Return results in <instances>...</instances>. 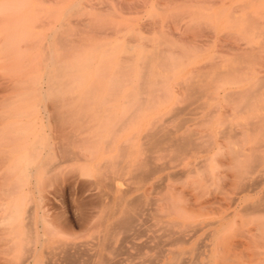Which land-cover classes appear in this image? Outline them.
Listing matches in <instances>:
<instances>
[{"label": "rangeland", "instance_id": "1", "mask_svg": "<svg viewBox=\"0 0 264 264\" xmlns=\"http://www.w3.org/2000/svg\"><path fill=\"white\" fill-rule=\"evenodd\" d=\"M257 2L256 0H0V143H2L1 146H3L1 148L6 149V151L0 149L2 150V152H0V206L2 205L1 207L3 209L2 212L0 207V220L4 218V213L9 211L8 208L5 210L4 208H11L13 204L18 202L19 204H22L23 201H25L23 204H27L26 202L38 204L39 200L37 198L42 195L45 198L43 201H46L47 206L50 209L51 219L54 218L52 219L54 222H59L61 220H63V222L69 221L72 225L71 233L75 239L77 237L76 241L90 239V234L97 231V222L100 219L104 209L103 205L107 204V202L109 204L110 202V198L106 199L107 197H110V191L108 187H105V183L101 185L94 184V181L97 177L96 171H102V168L105 172L107 169L109 171L108 165L111 162L110 160L116 156L118 152L117 146L127 143V139L128 141L130 140V143L128 142V145L126 144L129 150L132 151L133 148V150L138 149L139 145L142 143V140L134 141L131 136L135 134L137 129L142 136L146 129L152 124V122L161 116V119H159L162 121V125L166 127L165 129L168 131L171 130L172 133L175 132L174 134H176V136H180L182 132L183 134H188L187 130H189V134L191 133L192 139L195 141L196 139H194V136L196 135L195 138H197V140L195 142L199 143L197 147L192 148V150L190 149L191 151L189 150L187 152L188 149H186L180 154L177 152L175 154L173 153L172 155V152L168 151V153L167 151H164L163 153L162 150L159 152L160 149L157 151L159 153H157L156 150V154L153 152L155 156L150 153V156H152L151 160L156 159L152 160V162H154V164H152H156V166L161 164L160 167L158 166L161 170H159V172L156 174L158 178L155 175L153 181L150 182L151 184L155 183L154 185L156 186L158 185L159 187H157L159 189H156L155 192L152 189L154 192L152 193L151 188H153V184L151 186L148 185L146 194L150 195L149 197L152 198V200H155V207L158 209V214L164 217H162L161 221L159 222H156L150 217L145 219L147 223L144 222L143 228L146 230V236L141 238L139 242L143 243V241H145L147 243L149 242V239L147 240V238L150 237L149 244L152 246L149 247L146 245V248H144L142 251L143 253H146L148 258L151 256L149 258L150 260L151 258H156L153 260L154 262L150 261L152 263L148 264H164V258L160 255H158V257L155 255V252L160 253V251H163L164 254L165 249L170 248L167 245V241L171 242L172 240H165V232L163 233L161 229L162 225H166L162 221H166L167 219L177 224L172 228L173 231L176 230L174 232L176 236L174 235L173 237L174 242H172L170 249L175 251L180 249L179 251H183L182 259L185 258L183 259V262L185 261L184 264H264V210H262L264 209L262 208V206L264 207V203L262 206H259V210L257 209L258 211L254 209L255 207H252L253 203L258 200L261 201V198L264 195V178L262 177L264 176V169L261 166H258L260 163H255V169L253 167L252 169H249V173L245 172L248 174L245 177L247 183H245V179H239L240 177L238 175L240 172H242L240 171L238 173V171L243 169V166L247 160L248 162L246 164L249 165L246 167L252 164L251 160L254 153L251 149H253L254 145L257 143L256 141L259 135L257 132L261 130L257 127L258 122L255 118L260 116L258 115L259 113L263 114L262 112L264 111V85L263 87L261 86L262 88L259 90L258 86L256 87L255 84V78H262L264 76V31H260L264 30L262 29L264 27V0H259ZM249 24L255 28H252ZM258 24H260L258 26L260 30L256 28ZM255 34L260 37L255 36ZM254 36L258 39H256ZM261 36L263 37L262 40H260ZM167 39L169 41L171 40L170 48L169 45L166 46V42L168 41ZM159 40H162L160 41L161 43H166L165 45L163 43L161 44L160 48L162 51L158 48L159 46L157 47ZM59 41L60 43H58ZM259 41L262 42V46L260 45L261 43H259ZM149 43L150 45H148ZM146 44L148 47H151L148 48ZM127 45H129V47ZM125 46H127V49L132 48L131 50L126 49L128 52L131 51L132 54L129 53L128 55V53L125 52ZM142 46L144 48L143 52ZM162 53H164V56L161 55ZM123 54L126 55L128 61H126V57ZM140 54L141 56L143 54L144 57H139ZM150 54H152L151 56L154 54L158 58L152 57L150 60L148 58V55ZM255 54L258 56L256 57ZM140 58H145L143 59L144 62L141 61L144 64L146 59H149L150 62H148L149 60L147 61L149 65H147V63L146 65L141 63V65L140 61L138 60ZM240 58H243V60H240ZM153 59L158 60L156 62L153 61ZM255 60L257 62L259 60L258 64L261 70L258 65H256L257 63L253 62ZM128 62L130 64H126ZM155 62L157 63L156 65H159V62L160 65H162L157 67ZM164 62L167 66L163 64ZM241 63L242 65H240ZM151 64L155 65L152 67H155L154 70L156 69V72L152 70L150 66ZM176 64L178 65L176 66ZM211 64L214 65L216 70H218L221 74H223L224 70L227 71L230 69V67L236 68V65L239 67H237L236 70H228L229 74H227L228 72H225L223 76L219 74L220 78L217 76V80L216 78H213L215 76L213 74L215 73V69L213 66L211 68L209 67ZM126 65H128V68L124 67ZM143 65L148 67L150 66V69L149 71H146V74L142 72L143 70H146L145 68L142 69V67H144ZM206 65L208 69L205 68ZM162 66H165V70ZM117 67H119L120 70H117L120 71L118 73H121L122 77H120L121 75L119 74L117 76L114 75V70ZM139 67L142 71H140V69L137 70ZM203 67L205 70H201ZM254 68L258 69L255 70ZM57 69H61V71L64 72L67 71L65 78H68L67 76L72 75L74 72L76 73L77 70L78 72L81 70L86 77V80L90 79L88 80V82H90L89 84H92L93 81L97 80L95 83L98 82L97 86H100V95H96H98L99 98H103L108 93H113L112 97H116L115 100H117L116 103L118 104L116 107L117 118H119L125 111V108L123 107L127 108L126 105L120 104L124 98L122 96H124L128 90L130 91L133 86L140 82V80L144 78L145 75H147V72L148 77L152 74L156 77L154 78L155 80L153 82L150 80L152 84V86L149 84L151 92H147L146 89L149 88V86H147L145 89L147 93H141V96L147 101L143 102L145 105L141 103L144 106H141L142 108L140 107V109L133 114L131 120L134 119V126L132 121H130L132 126L128 124L129 128H127V125L123 129L124 131L122 130L119 132L117 135L118 137L115 136L116 138L114 137L115 139L113 138L110 141L111 143L109 142L108 144L104 141L106 139L104 133L96 137L92 135L94 128L83 133L78 129H71L68 123L76 124L79 117V110H81L75 101L68 102L70 105H65L64 103L66 102L61 103V105L58 104V106L65 105V113L67 112L69 115L66 117L69 119V122L64 124L67 127H65L66 131L63 130L62 132L59 130L64 127V125H62L63 127L61 125H58L57 127V124H60V122H54L56 124L55 126L53 123L55 119L54 115L57 113L56 111H60L59 114L62 113V109L53 106L52 99L55 96L49 92V88L52 84V72ZM98 69L103 71L99 74L101 70ZM222 69L224 70L221 71ZM117 70H115L116 73ZM161 70H163V73L160 72ZM192 70L195 73L194 79H192V75H194ZM198 70H200V72H198ZM201 71H208L210 73H208V76H206L207 74H201ZM230 71L235 72H233L232 75ZM126 73L128 75L130 74V77L127 78ZM142 74H144V76ZM199 74L202 75V78L199 77ZM97 75H99V78ZM225 76L229 78H225ZM115 77H117V80L120 79L122 81L125 78L124 80H126V82L129 80V84L121 81L123 84L122 86L120 85L121 83L118 84L117 81L116 84L118 87L116 85L114 86L113 83L115 84V82L112 83L111 78L114 79ZM195 77L197 78L195 79ZM198 77L203 80L207 77V80L204 82H198L200 80H198ZM146 79L147 77L145 76L144 80ZM157 79L159 81H157ZM191 80H194L195 83L197 82V84L199 83L200 85H197L200 88L196 89L197 91L199 90V93L195 92V94L192 92L194 96L191 95V92L187 91L186 87V85L194 83ZM110 83L116 87L117 90L115 92L113 91L114 88L110 86ZM208 83H211V86H209ZM72 85L73 84H69V86ZM201 86L203 89L208 88L206 86H209L210 89H212V91L208 89L211 94L209 93L210 95L205 96V92L203 91L208 92V90L201 89ZM212 86L214 87L211 88ZM111 87L113 89H111ZM246 88H249V90H246ZM109 89H111L113 92L108 91ZM228 92L232 93L229 95ZM119 93L121 96L120 98ZM151 93L152 96H155L152 97ZM226 93H228L229 96H227ZM243 93L244 96L242 97ZM257 93L260 94H258V97L256 96L255 98ZM35 94H37L36 98H34ZM146 94H148V96ZM250 94H252L251 96L253 97V100L256 99L255 101L259 102H251L249 100ZM24 95H26V97H24ZM27 95H30V97L33 96L32 99H29V96ZM72 95L79 96V94ZM81 95L84 94H80V96ZM85 95L92 96L95 94ZM192 96L199 101L195 100ZM209 96H211L212 99H209ZM225 96H227L226 99L224 98ZM246 96H249L247 97V101L249 100L250 102H246L245 104ZM154 97H156V100H153ZM229 97H231L230 100ZM150 98H152L151 102L149 100ZM200 98H202L201 100L203 101L202 103H204V105L206 102H208V100L210 101L208 102V105L206 104L207 107L205 106V109L201 108L203 106H201V104L199 105L200 107H195L198 105L197 102H201ZM190 99L195 100L196 103H192L193 101H190ZM211 100L216 102L214 103ZM154 101L156 102L153 104ZM159 102L162 107H160L158 104ZM184 102L187 104V110L180 111V109L178 110V113L179 111L181 113H187L189 109L192 110L194 107L195 110L189 112L191 115L184 113L181 115L179 113L181 119L184 117L186 120L182 119L183 123H180L182 124L181 126L183 128L177 125L178 128L182 129H178L179 131H177L175 130L176 128L174 125L178 123L179 118H175L176 120H171L170 118H172L173 114L171 117L169 116L171 115V112H175L173 111L175 107L178 108L182 106V103L184 105ZM248 103H250V105ZM148 105H152V108L150 107V109H148ZM146 106L147 108L145 109H147V112L143 108ZM200 108L201 110H198ZM209 109H212L213 113L209 112ZM207 111L210 113V115ZM254 112H256V115H258L257 117L254 116ZM8 114L12 115V121H10V116V120L6 118ZM18 114L22 115V117L19 115L20 119L18 118ZM73 114H75V116ZM13 115L17 116L14 117ZM176 115H178L177 112L173 117H176ZM251 115H253V117ZM166 116L169 117L168 121H165ZM262 116H264V114ZM247 117H249L248 119L250 120V122L248 120L249 124L247 122ZM72 119L75 122H73ZM200 119H202V121ZM254 119L255 122L252 121ZM260 119L261 120L259 121L263 122L264 118L261 117ZM170 120L173 122H170ZM167 122L172 123L173 127L169 123V125H167ZM244 122H247L246 124L250 127L245 126ZM2 123L5 124V127L7 125L8 128H5L4 125L2 127ZM261 124L264 123L260 122L259 125ZM32 125L35 127H32ZM244 127L247 128L245 129ZM254 127L258 128L257 131ZM261 127H264V125ZM253 129L256 131V134H258L257 137L255 136L256 134ZM126 130L128 132H126ZM184 130H186V133ZM246 130L249 133H247ZM68 132L74 135L71 136L72 139L69 141L65 140L67 135H69ZM230 132H233L232 134L235 136L232 134L229 135ZM41 133L42 135H40ZM10 135L13 136L11 137ZM249 135L252 138H250ZM263 135L264 132L260 136L261 138L259 137L260 140L263 138ZM7 136L9 139H7ZM26 136L27 139H25ZM56 137H60V142L62 144H66H63L64 147H61H69V150L74 151L78 156H64V158H66L64 162V158L62 159L63 154L61 153L63 148L60 151L58 143L59 140ZM84 137L88 138L83 139ZM254 137H256V139L253 141L252 139ZM204 139H208L209 141H205ZM250 144L252 145L250 146ZM203 145H205L204 148L202 147ZM112 146H114V150L112 149L113 151L111 150V148H113ZM198 147H202L203 149H200V151L198 150ZM257 147L258 146L254 147V152H256ZM17 149L22 151H17ZM109 149L112 151L111 153L109 152ZM248 149H250V151ZM260 149L261 150L258 149L260 151L259 153L262 151L264 153V147ZM10 150L11 152L13 151L11 154L12 156L9 155L10 153H7L8 151L10 152ZM33 150L36 152H33ZM243 150L249 151L247 153L248 157L245 154H240L243 152L246 153ZM15 151L17 154H15ZM44 151L46 155L44 154ZM235 151H238V154L236 153L237 155H235ZM24 152L29 153L27 155V153L25 154ZM30 152H32V154ZM259 153V160L261 159L260 162L262 160L264 161V154ZM42 154H44V156ZM167 155L169 157H167ZM240 155L242 157H239ZM76 156L79 158V160ZM153 156H157V158H154ZM13 157L18 158L14 159ZM20 157L22 158L21 168V164L18 163ZM243 157L248 159L243 161ZM164 158H166V161H164ZM162 163L166 164L165 167L168 168H164ZM17 164L20 165L17 167ZM24 164L26 165L25 168L23 167ZM262 165H264V162ZM257 166L259 168L261 167L260 169L263 170L261 171ZM14 168L16 170L15 173ZM17 168L19 170H17ZM33 168L36 169L34 170ZM55 170L59 172V176L53 180V172ZM246 170H248V168ZM18 171L21 173L19 172V174ZM9 172L11 176L8 178V175H10ZM31 172L32 174H30ZM179 172H183V174H180ZM17 174H19L21 177L19 178V175ZM26 174V184H24L22 179L26 177ZM102 174L104 175V172H102ZM31 175L33 178H30ZM171 175L173 176L171 177ZM253 175L255 178H258H253ZM250 177L255 179L254 184ZM126 178L128 179V177L125 176L122 180H116L115 183L119 185L121 190L123 187L125 189L126 186L127 188L130 186L129 189H133V187L136 186L135 182L131 181V183L134 182L135 186L130 185V179L127 180ZM248 178L249 180L251 179V185L248 184ZM33 179L38 183H36ZM161 179H163V181ZM15 180L17 181L15 182ZM256 180H258L260 183L262 180L263 183L260 185L258 183L256 185L258 182ZM242 181L244 182V185L240 183ZM4 182L6 186H4ZM99 186H102V188L100 189ZM240 186L242 188H240ZM244 186L245 188H248V191L247 189H243ZM250 188L251 191L249 190ZM8 189L12 191L9 192L10 195L7 192V195L9 196H6L5 192L8 191ZM16 189L17 193L15 194ZM33 189H36L34 190V194ZM28 191L32 192L31 199H29L30 202L25 198ZM18 193L20 196L22 195L21 198L18 197ZM108 193L109 195H107ZM101 195L104 196V202L102 198L99 200V197H103ZM100 201H102L101 203L103 204H101ZM98 203H100L101 206ZM96 205H99L101 208H96ZM250 205L253 209H250ZM54 210L55 215L53 214ZM168 210H170V212H167ZM56 211L60 213L58 214ZM92 215H95V217ZM88 218L91 220H88ZM150 224H155L154 227H151V230L148 228ZM78 225H81V228ZM158 226H160L161 230L159 229L160 231H157L156 233L158 236L160 235V240L158 241L163 240L162 243L157 242V239H155L157 234L154 232L156 229L158 230ZM4 227L5 225H1L0 223V230ZM181 228L183 233H181L179 230ZM188 231L192 232L188 234ZM193 231H197L195 232L196 234ZM162 233L163 235H161ZM178 233H181L182 237H184V240L182 237L180 238L182 239V242L177 241V236H179ZM193 234H195L194 237L192 236ZM162 237L164 239H162ZM187 238H189V240ZM192 240L194 241L195 245L192 243ZM184 241L186 244H189L186 245ZM154 243H161L159 245L161 247L158 246L160 249L154 248L156 246ZM1 244L2 243H0V245ZM163 245L164 247L162 248ZM1 246L4 247L3 245ZM152 249L154 250L152 251ZM201 251H203V253ZM131 253L134 254L135 250H131ZM158 260L159 263L157 262Z\"/></svg>", "mask_w": 264, "mask_h": 264}, {"label": "bare ground", "instance_id": "2", "mask_svg": "<svg viewBox=\"0 0 264 264\" xmlns=\"http://www.w3.org/2000/svg\"><path fill=\"white\" fill-rule=\"evenodd\" d=\"M257 1H259V0H256V2ZM258 3V2H257ZM255 20H257V19H255ZM256 22V21H255ZM255 24V23H254ZM250 26H251V24H249ZM260 24H258L257 25V27L256 28H258V26H259ZM263 26V25H262ZM252 27V26H251ZM252 28H255V27H252ZM259 29V28H258ZM262 29H264V27L262 28ZM253 30V29H252ZM256 30V29H255ZM260 30V29H259ZM260 31H264V30H260ZM264 33V32H263ZM257 34H258V32H257ZM259 35V34H258ZM258 35H256L255 34V36H258ZM254 36V37H255ZM252 37V36H251ZM258 37H260V36H258ZM256 38V37H255ZM256 39H258V38H256ZM263 39V37L261 36V39L260 40H262ZM163 40H165V39H163ZM168 40V39H167ZM255 40V39H254ZM160 41H162V40H159L158 41V45H157V47L161 50V48H160V46H161V44L163 43H161ZM166 41V40H165ZM169 41V40H168ZM166 42L167 43V45L166 46H168L169 45V48L171 47V45H170V42H171V40L169 41V42ZM257 41V40H256ZM73 42H75V41H73ZM129 42V41H128ZM157 42V41H156ZM159 42H160V44H159ZM58 43H60V41L58 42ZM166 43H163L164 45L166 44ZM259 43H261L260 45L262 46V42H260L259 41ZM128 44V43H127ZM148 45H150V43L148 44ZM152 45V44H151ZM128 47H129V45H127ZM127 46H125V50L127 49L126 47ZM146 46H147V44H146ZM134 47V46H133ZM140 47H141V45H140ZM145 47V46H144ZM148 47V46H147ZM151 47V46H150ZM150 47H148V48H150ZM154 47H155V44H154ZM156 47V48H157ZM142 48H143V46H142ZM147 48V49H148ZM153 48V47H152ZM157 48V49H158ZM257 48V47H256ZM255 48V49H256ZM128 49H132V48H128ZM127 49V50H128ZM156 49V50H157ZM258 49V48H257ZM125 51V52H127L128 53V55H129V53L130 54H132V52L131 51ZM146 50V49H145ZM140 51H141V49H140ZM144 51V48L142 49V52ZM162 51V50H161ZM166 51V50H165ZM154 52V51H153ZM261 52V51H260ZM161 53V52H160ZM126 54V53H125ZM155 54H156V52H155ZM175 54V53H174ZM173 54V55H174ZM124 55V54H123ZM127 55V54H126ZM126 55H124L125 57H126ZM127 55V56H128ZM152 54H150V55H148V58L151 60L152 59V57H154V58H156L157 56H155L154 54H153V56H151ZM161 55H163L164 56V53H162ZM141 56V54L139 55V57ZM151 56V57H150ZM177 56V55H176ZM175 56V57H176ZM253 56V55H252ZM255 56L257 57L258 55H256L255 54ZM124 57V58H125ZM132 57V56H131ZM142 57H144L143 56V54H142V56H141V58ZM147 57V56H146ZM161 57V56H160ZM178 57V56H177ZM255 57V58H256ZM121 58V57H120ZM123 58V59H124ZM138 59L139 61H140V64L142 63V62H144L143 61V59H145V58H143V59ZM158 58V57H157ZM161 58H163V57H161ZM254 58V59H255ZM126 59V61H128V59H127V57L125 58ZM149 59H146V62H145V64L144 63H142V64H144V65H146V63H147V65H149V63L148 62H150V60ZM237 59V58H236ZM118 60H120V59H118ZM132 60V59H131ZM149 60V61H148ZM158 60V59H157ZM157 60H154L153 59V61H156L157 62ZM161 60V59H160ZM164 60V59H163ZM240 60H243V58L241 59L240 58ZM253 60V59H252ZM142 61V62H141ZM148 61V62H147ZM246 61V60H245ZM244 61V62H245ZM155 62V65L157 64ZM212 62V61H211ZM218 62H219V60H218ZM243 62V61H242ZM249 62H250V60H249ZM253 62H256L255 64L256 65H258V67H259V64H258V62H259V60H258V62L255 60V61H253ZM154 63V62H153ZM162 63V62H161ZM180 63V62H179ZM121 64V63H120ZM126 64H130L129 62L128 63H126ZM141 64V65H142ZM159 65H160V62L158 63ZM164 65H166L165 64V62L163 63ZM207 64V63H206ZM219 64H220V62H219ZM219 64H217L218 66H220ZM101 65V64H100ZM118 65V64H117ZM143 65V66H144ZM155 65H150L151 66V68H152V70H154V68L155 67H152V66H155ZM159 65H156L157 67L159 66ZM162 65V64H161ZM160 65V66H161ZM178 64H176V66H177ZM229 65H231V64H229ZM237 65H238V63H237ZM236 65V68L237 67H239V66H237ZM240 65H242V63L240 64ZM264 65V64H263ZM262 65V66H263ZM114 66V65H113ZM112 66V67H113ZM150 66L148 67V66H144V67H142V69L143 68H145L146 70L144 71H142L141 70V68L139 67L137 70H139L140 69V71H142L144 74H146V71H149V69H150ZM159 66V67H160ZM167 66V65H166ZM214 67V65H212L211 64V66H209L210 68L211 67ZM216 66V65H215ZM227 66V65H226ZM261 66V67H262ZM115 67V66H114ZM119 67H121V66H119ZM119 67H117V68H115V70H117V69H119ZM124 67H126V68H128V65H126V66H124ZM163 67V66H162ZM229 67V66H228ZM147 68H148V70H147ZM165 68V66L163 67V69ZM205 68H207V65H206V67ZM220 68V67H219ZM236 68H231L230 67V69H235L236 70ZM260 68V67H259ZM166 69H167V67H166ZM208 69V68H207ZM214 69L216 70V67H214ZM228 69V68H227ZM230 69H228V70H230ZM239 69V68H238ZM242 69V68H241ZM255 70H257L258 68H254ZM70 70V69H69ZM98 70H101V69H98ZM114 70V75L115 76H117L118 74L119 75H121L120 77H122V74L121 73H118V72H120L119 70H117V73H116V71ZM131 70V69H130ZM165 70V69H164ZM201 70H205L204 69V67L201 69ZM214 70V72L215 73H213L215 76L213 77V78H216L217 80H218V77L217 76H219V74H221L218 70H216L215 71ZM224 69H222L221 71H223ZM228 70L226 71V70H224V72H223V74H221V76H223L224 75V73L225 72H228ZM260 70H261V68H260ZM103 70H101L100 72H99V74L102 72ZM123 71H125V70H123ZM129 71V70H128ZM140 71H139V73H140ZM158 71H159V69H158ZM163 70H161L160 72H162ZM77 72H78V70H77ZM72 73V75H68L67 77L68 78H65L66 76V73H67V71L66 72H64V71H61V69H57V70H55V71H53L52 72V75H53V77H52V79H51V82H52V84L50 85V90H49V92L50 93H52L55 97L52 99L53 100V106L54 107H56V108H60V109H62L61 111H62V113H60L59 114V112L58 111H56V112H54V113H56L54 116H55V119L54 118H52V119H54V121H53V123L54 122H60V124L58 123L57 124V127H58V125H64V124H66V123H68L69 122V119H67L66 117L67 116H69L68 114H67V112L65 113V110L64 109H66V107L64 108V106L67 104V105H70L68 102H72V101H75L76 103H77V106L79 107V108H81V110H79V114H78V119H77V123L76 124H69L68 123V125L71 127V129L72 130H75V129H78L79 131H81L82 133L83 132H87V130H90V129H92V128H94V130H93V132H92V135L94 136V137H96V136H98V135H100V134H102V133H104L105 134V142H107L108 144H109V142L115 137V136H117L118 134H119V132H121L128 124H130V121H132V123H133V120L134 119H132L131 120V118L133 117V114L134 113H136L139 109H140V107L141 106H144L145 105V103H143V102H145V101H147V100H144V97H142L141 96V93L143 92V93H147L148 91H150L151 90V88H150V86H152V84H151V81L153 82L155 79V77L156 76H154L153 74L152 75H149V77L147 76L148 75V72H147V75H145L146 77H147V79L146 80H144L145 79V76H144V74H142L143 76H144V78H142L141 80H140V82H138L135 86H133V88L129 91H127V90H125V91H127V93L124 95V96H122V97H124L123 98V100H122V102H120V104H123V105H126L127 106V108L126 107H123V108H125V111L123 112V114L119 117V118H117V116H116V107H117V103H116V101L117 100H115L116 99V97L115 98H113L112 97V94H110V93H108V94H106V96H104L103 98H99V96L98 95H96V94H99V90H100V86H97L98 85V82H96L95 83V81H97V80H95V81H93V83L92 84H89L90 82H88V80H90V79H88V80H86V77L84 76V74H83V72L80 70L78 73ZM141 72V73H142ZM154 72H156V69L154 70ZM170 72V71H169ZM198 72H200V70H198ZM231 73H232V75H233V72H235V71H230ZM264 72V71H263ZM159 73V72H158ZM163 73V72H162ZM192 73L194 74V75H192L193 76V78L192 79H194V76H195V73L193 72V70H192ZM202 73H205V74H207L206 76H208V73H210V72H208V71H201V74ZM236 73H237V71H236ZM127 74V73H126ZM150 74H151V72H150ZM227 74H229V72L227 73ZM256 74V73H255ZM63 75V76H62ZM130 75V74H129ZM128 74H127V78L128 77H130ZM140 75V74H139ZM159 75H160V73H159ZM197 75V74H196ZM200 75V74H199ZM226 75V74H225ZM232 75H230V76H232ZM95 76V75H94ZM98 76V78H99V75H97ZM101 76V75H100ZM150 76H151V78H150ZM228 76V75H227ZM236 76V75H235ZM102 77V76H101ZM199 77H201L202 78V75H200ZM198 77V80L200 79ZM205 77V76H204ZM233 77V76H232ZM254 77V76H253ZM93 78V77H92ZM126 78V79H127ZM139 78V77H138ZM153 78V79H152ZM197 77H195V79H196ZM207 78V77H206ZM206 78H204V80L203 79H200L198 82H204L205 80H207ZM212 78V79H213ZM219 78H220V76H219ZM225 78H229V77H226L225 76ZM263 78V79H262ZM262 78H255V84H256V87L258 86V89L259 90H261V88L263 87V85H264V76L262 77ZM94 79V78H93ZM112 80H111V82L113 83V82H115V84L113 83V85L115 86H117L118 87V85L116 84V82L118 81V84H120V85H122L123 86V84H122V82H126V80H124L123 78V81L122 80H117V77H115L114 79L116 80H114L113 78H111ZM131 79V78H130ZM109 80V79H108ZM149 80V81H148ZM151 80V81H150ZM188 80V79H187ZM215 80V79H214ZM91 81H92V79H91ZM99 81V80H98ZM120 81V82H119ZM122 81V82H121ZM129 81V80H128ZM126 82V83H128L129 84V82ZM136 81V80H135ZM157 81H159L158 79H157ZM192 82H194V83H192V84H190V85H186V87H187V91L188 92H191V95H193V93H199V90L197 91L196 89H198V88H200V87H198L197 85H199V83L197 84V82L195 83V81L194 80H191ZM220 81V80H219ZM100 82V81H99ZM209 82V81H208ZM211 82H213V81H211ZM218 82V81H217ZM104 83V82H103ZM109 83V82H108ZM107 83V84H108ZM214 83V82H213ZM216 83V82H215ZM68 84V85H67ZM69 84H73L72 86H69ZM149 84H150V86H149ZM154 84V83H153ZM104 85V84H103ZM111 83H110V86H112L111 87V89H113V91L115 92L117 89H116V87H114ZM208 85L209 86H211V83L209 84L208 83ZM214 85H217V84H214ZM109 86V87H110ZM147 86H149V88L148 89H146V87ZM200 86V85H199ZM204 86V85H203ZM209 86H206V87H208V88H205L206 90H208V89H210V87ZM253 86H254V84H253ZM262 86V87H261ZM205 87V86H204ZM214 86H212L211 88H213ZM250 87V86H249ZM260 87V88H259ZM107 88V87H106ZM111 89H109L108 91H112ZM130 89V88H129ZM147 90V92H146V90ZM186 89V88H185ZM201 89H203L202 88V86H201ZM205 89H203V90H205ZM85 90V91H84ZM107 90V89H106ZM119 90V89H118ZM153 90V89H152ZM155 90V89H154ZM211 91H212V89H210ZM246 90H249V88H246ZM255 90V89H254ZM258 90V91H259ZM84 91V92H83ZM112 91V92H113ZM123 91V90H122ZM156 91V90H155ZM185 91V90H184ZM187 91H186V93H187ZM215 91V90H214ZM251 91V90H250ZM253 91V90H252ZM255 91H257V90H255ZM254 91V92H255ZM83 92V93H82ZM107 92V91H106ZM151 92V91H150ZM154 92V91H153ZM193 92V93H192ZM203 92H205V96H208V95H210L211 94V92H209V90H208V92L207 91H203ZM207 92V93H206ZM219 92V91H218ZM217 92V93H218ZM185 93V94H186ZM195 93V94H196ZM201 93V92H200ZM210 93V94H209ZM229 93V92H228ZM228 93H226L227 94V96H229L230 95V93H232V92H230L229 93V95H228ZM249 93V92H248ZM56 94V95H55ZM58 94V95H57ZM67 94H71V95H67ZM72 94H79V96H74V95H72ZM80 94H84V95H81L80 96ZM85 94H95V95H92V96H89V95H85ZM115 94V93H114ZM116 94H118V93H116ZM202 94V95H203ZM254 94V93H253ZM256 94V93H255ZM258 94H260V93H257V95H255V98H256V96L258 97ZM36 95L37 94H35L34 95V98H36ZM100 95V94H99ZM147 96H148V94H146ZM190 95V96H191ZM233 95V94H232ZM249 95V94H248ZM252 94H250V97H251V99H250V97L249 96H246V100H245V104H246V102H254L255 100H253L252 98V96H251ZM13 96H15V95H13ZM27 96H29V99H32V97L33 96H31L30 97V95H27ZM43 96V95H42ZM118 96V95H117ZM151 96H152V93H151ZM153 96H155V95H153ZM152 96V97H153ZM159 96V95H158ZM186 96V95H185ZM188 96H189V94H188ZM187 96V97H188ZM194 96V95H193ZM192 96V97H193ZM195 96H200V95H195ZM212 96V95H211ZM211 96H209V99L211 98L212 99V97ZM223 96V95H222ZM227 96H225L224 98L226 99V97ZM244 96V93H243V95H242V97ZM24 97H26V95H24ZM44 97V96H43ZM43 97H42V99H43ZM121 96H120V93H119V98H120ZM191 97V98H192ZM202 97V96H201ZM215 97H217V96H215ZM232 97V96H231ZM231 97H229V100H230V98ZM247 97H249V100L247 101ZM10 98V97H9ZM45 98V97H44ZM118 98V97H117ZM148 98V97H147ZM156 97H154L153 98V100H156L155 99ZM160 98V97H159ZM166 98V97H165ZM190 98V97H189ZM194 98V97H193ZM204 98V97H203ZM208 98V97H207ZM239 98V97H238ZM245 98V97H244ZM20 99H21V97H20ZM25 99H27V98H25ZM41 99V100H42ZM151 99L152 98H150L149 100H150V102H151ZM195 99V98H194ZM198 99H199V97H198ZM202 98H200V100H201ZM228 99V98H227ZM160 100V99H159ZM163 100V99H162ZM189 100V99H188ZM193 101L192 103H196V101L195 100H197V99H195V100H193V99H190V101ZM208 100V99H207ZM206 100V101H207ZM215 100V99H214ZM234 100H235V97H234ZM233 100V101H234ZM236 100H238V99H236ZM253 100V101H252ZM44 101H45V99H44ZM197 101H199V100H197ZM211 101H213V100H211ZM64 102H66V103H64ZM156 101H154L153 102V104L155 103ZM203 101L201 100V102H197V106H195L194 104H192V105H194L195 107H200L199 105L201 104V108L203 109H205V106L207 107V105H208V102H210L209 100H208V102H206V104L204 105V103H202ZM214 102V101H213ZM216 102V101H215ZM214 102V103H215ZM238 102V101H237ZM259 101H255L254 103H258ZM41 103V102H40ZM61 103H64L65 105L63 106H58V104H60L61 105ZM144 104V105H142V104ZM167 103V102H166ZM191 103V102H190ZM244 103V102H243ZM3 104V103H2ZM148 104V103H147ZM159 105H160V102L158 103ZM249 105H250V103H248ZM253 104V103H252ZM251 104V105H252ZM5 105V104H4ZM6 105H7V103H6ZM5 105V106H6ZM37 105V104H36ZM48 105V104H47ZM74 105V104H73ZM131 105V106H130ZM210 105V104H209ZM211 105H213V104H211ZM215 105V104H214ZM264 105V104H263ZM130 106V107H129ZM164 106V105H163ZM188 106H190V105H188ZM240 106V105H239ZM238 106V107H239ZM244 106H247V105H244ZM35 107V106H34ZM63 107V108H62ZM148 109H150V107L152 108V105H148ZM155 107H157V106H155ZM160 107H162L161 105H160ZM181 107H184V108H181ZM195 107H194V109H192V110H195ZM249 107V106H248ZM254 107V106H253ZM256 107H258V106H256ZM142 108V107H141ZM144 109L145 108H147V106L146 107H143ZM201 108L200 109H198V110H201ZM209 108V107H208ZM211 108V107H210ZM217 108V107H216ZM219 108V107H218ZM246 108V107H245ZM40 109H42V108H40ZM59 109V110H60ZM68 109V108H67ZM177 111H176V110ZM175 109L173 110V111H175L174 113L173 112H171V115L169 116V117H171L172 116V114H173V116H174V114H176V112H177V114L178 115H176V117H173L172 116V118H170L171 120H173V119H177V118H179L178 120L180 121H178V123L177 124H175L174 126H175V130H177V131H179L178 129H180V130H182L181 128H183L181 125L182 124H180L181 122H182V119L183 120H186V118H182L181 119V116L179 115V113L182 115V113H184V112H180V111H184V110H187V104L184 102V105H183V103H182V106H180V107H178V108H176L175 107ZM181 109V110H180ZM212 109H213V107H212ZM212 109L209 111V112H211V113H213V111H212ZM240 109V108H239ZM264 109V108H263ZM38 110V109H37ZM43 110V109H42ZM72 110V109H71ZM146 110V112H147V109H145ZM178 110H180L179 111V113H178ZM190 110V111H189ZM188 110V112L187 113H184V114H190L189 112H191L192 110L191 109H189ZM241 110H243V109H241ZM39 111V110H38ZM64 111V112H63ZM68 111H69V109H68ZM142 111H143V109H142ZM154 111V110H153ZM207 111V112H208ZM24 112V111H23ZM42 112H44V111H42ZM41 112V113H42ZM46 112H47V110H46ZM45 112V113H46ZM151 112V111H150ZM208 112V113H209ZM11 113V112H10ZM25 113V112H24ZM28 113V112H27ZM141 113H143V112H141ZM198 113V112H197ZM256 112H254V114H255ZM263 114H264V111L262 112ZM16 114V113H15ZM44 114V113H43ZM183 114V115H184ZM253 114V113H252ZM263 114H261V113H259L258 115H260L262 118H264V116H262ZM19 115L22 117V115L21 114H18V118L20 119V117H19ZM24 115V114H23ZM26 115V114H25ZM70 115H71V113H70ZM74 116H75V114H73ZM148 115V114H147ZM191 115V114H190ZM209 115H210V113H209ZM249 115V114H248ZM258 115H254V116H258ZM12 116V115H7V117L6 118H10V117ZM14 116V115H13ZM17 116V115H16ZM16 116H14V117H16ZM30 116H32V115H30ZM168 116H166L165 117V121H168ZM178 116V117H177ZM180 116V117H179ZM205 116V115H204ZM252 117H253V115H251ZM260 116H258L257 118H255L256 119V121L258 122L257 123V127L258 128H260L259 130V132H257V133H259V135L261 134H263V132H264V127H261V126H263L264 124H261V125H259L260 124V122L261 123H264V119H263V122L262 121H259V120H261L260 118ZM37 117H39V116H37ZM46 117V116H45ZM135 117V116H134ZM139 117H140V115H139ZM138 117V118H139ZM251 117V118H252ZM260 117V118H259ZM17 118V119H18ZM43 118H44V116H43ZM71 118V117H70ZM160 119H161V116L159 117ZM159 118H156L153 122H152V124L146 129V131H145V133L141 136V134H140V132H139V130L137 129L136 130V132H135V134L133 135V136H131L133 139H134V141H141L142 140V143L139 145V148L138 149H136V150H133L132 149V151L131 150H129V148L126 146V144L129 142L130 143V140L128 141V139H127V143H124V144H122V145H118L117 146V150H118V152H117V154H116V156H114L110 161V164L108 165L109 166V171H108V169H107V174H106V172L105 171H103L104 169L102 168V171H96L97 173H96V175H97V177H96V180L94 181V184H96V185H101V184H103V183H105V187H108V189H109V191H110V195H109V193L107 194V195H109L110 197H105L106 199H108V198H110L109 199V204H108V202H107V204H104L103 206V211H102V214H101V217H100V219L98 220V222H97V231H95V232H92L91 234H90V239H88V240H77L76 241V239H77V237H76V239H75V237H73V235H72V233H71V229H72V225H71V223L69 222V221H67V222H63V220H61V221H59V222H54L52 219H54V218H52L51 219V215H50V209L48 208V206H47V203H46V201H43V199L45 200V198H44V196H40L39 198H37L39 201H38V204H31V203H28V202H26L27 204H23V203H25V201H23V203L22 204H19V202L18 203H15V204H13L12 205V207L11 208H9V207H6V208H4V210L5 209H9V211L8 212H5L4 213V218H2L1 220H0V223H1V225L3 224V225H5V227L3 228V229H1L0 230V243H2L1 245H3L4 247H2L1 245V249H0V264H148V263H152V262H154L153 260H155V259H152L151 258V260L146 256V253H143V251L142 250H144V248H146V245H148L149 247H151L152 245H150L149 244V242H150V237L149 238H147V240L149 241V242H145V241H143V243L142 242H139L140 240H141V238H143L144 236H146L145 234H146V230H144V222L145 223H147L146 221H145V219L147 218L148 219V217H150V218H152V219H154L156 222H159V221H161V219H162V217H164V216H160L159 214H158V209L155 207V200H152V198H150L149 196L150 195H147L146 194V189H147V186L148 185H152L150 182L151 181H153V179H154V176L159 172V170H161L159 167H160V165H157L156 166V164L155 165H153L154 164V162H152V160H156V159H152L151 160V157L152 156H150V153L151 154H153V152L156 154V152L159 150V152H161V150L163 151V153H164V151H169V152H172V155H173V153L175 154V153H177V152H179L178 154H180L183 150L185 151L186 149H188L187 150V152L191 149L192 150V148H195V147H197V145H198V143H196L195 141L197 140V138H195V136H194V139H196L195 141L192 139V136H191V133L189 134V130H187V132H188V134H183V132H182V134H180V136H176V134H174V133H172V131L170 130V131H168L167 129H165L166 127H164L163 125H162V121L159 119ZM206 118H207V113H206ZM249 117H247V122H248V119ZM11 119V120H10ZM9 120L10 121H12V117L10 118ZM42 119V118H41ZM167 119V120H166ZM175 119V120H176ZM181 119V120H180ZM189 119V118H188ZM191 119H193V118H191ZM196 119V118H195ZM255 119L254 120H252V121H254L255 122ZM4 120H6V119H4ZM3 120V121H4ZM73 120V119H72ZM79 120V121H78ZM170 120V122H173V121H171ZM201 121H202V119H200ZM199 120V121H200ZM23 121V120H22ZM30 121V120H29ZM34 121V120H33ZM45 122V121H44ZM61 122H62V124H61ZM71 122V121H70ZM73 122H75L74 120H73ZM136 122H139V121H136ZM164 122V121H163ZM187 122V121H186ZM246 122V123H247ZM249 122H250V120H249ZM249 122H248V124H249ZM5 123V122H4ZM23 123V122H22ZM169 122H167V125H169V124H171L172 125V123H169ZM183 123V122H182ZM245 123V122H244ZM245 123V126H249V125H247ZM55 124V123H54ZM3 125H4V127H5V124H3L2 123V127H3ZM170 125V126H171ZM177 125H179V127L181 126V128H178L177 127ZM251 125V124H250ZM10 126V125H9ZM55 126H56V124H55ZM130 126H132L131 124H130ZM133 126H134V123H133ZM169 126V127H170ZM184 126V125H183ZM241 126H244V125H241ZM260 126V127H259ZM1 127V128H2ZM6 127L8 128V126L6 125ZM5 127V128H6ZM11 127V126H10ZM32 127H35V126H33L32 125ZM38 127V126H37ZM63 127V126H62ZM66 125H64V129L63 128H61V129H59L60 131H62L63 132V130H65L66 131ZM172 127H173V125H172ZM246 127V128H247ZM250 127V126H249ZM41 128V127H40ZM127 128H129V125H128V127ZM245 128V127H244ZM244 128H243V130H244ZM245 128V129H246ZM252 128V127H251ZM255 129H256V131H257V129L258 128H256V127H254ZM262 128H263V131H262ZM230 129V128H229ZM1 130V129H0ZM8 130V129H7ZM48 130V129H47ZM254 130V129H253ZM252 130V131H253ZM2 131H4V130H2ZM27 131V130H26ZM30 131V130H29ZM56 131V130H55ZM124 131V130H123ZM174 131V130H173ZM186 130H184V132H185ZM256 131L254 130V132H255V134H256ZM28 132V131H27ZM35 132V131H34ZM47 132V131H46ZM126 132H128L127 130H126ZM228 132H229V130H228ZM246 132H247V130H246ZM261 132V133H260ZM9 133H11V132H9ZM8 133V134H9ZM49 133V132H48ZM56 133V132H55ZM69 133V135H67V137H66V139L65 140H71L72 139V137L71 136H74L72 133H70V132H68ZM81 133V134H82ZM186 133V132H185ZM193 133V132H192ZM224 133H225V131H224ZM227 133V132H226ZM233 132H230V134L229 135H231ZM247 133H249V132H247ZM246 133V134H247ZM13 134V133H12ZM20 134V133H19ZM18 134V135H19ZM58 134V133H57ZM66 134H67V132H66ZM86 134H88V133H86ZM195 134V133H194ZM254 134V133H253ZM254 134V135H255ZM14 135V134H13ZM12 135V136H13ZM25 135V134H24ZM29 135H31V134H29ZM40 135H42V133L40 134ZM50 135H51V132H50ZM49 135V136H50ZM83 135V134H82ZM121 135H122V133H121ZM228 135V136H229ZM233 135V134H232ZM257 135L258 134H256L255 136L257 137ZM258 135V139H257V143L254 145V147L255 146H258L257 147V149H256V152H254V150L253 149H255L253 146V149H251L252 150V152L254 153V155L252 156L253 158H252V160H251V163L252 164H250V166H248V167H246L247 165H249V164H246L247 162H248V160L246 161V165L244 164V166H243V169L241 170H239L238 171V173L240 172V171H242V172H240L238 175H239V179H245V177L248 175L247 173H249V169H252L253 167H254V169H255V163H257L258 162V166H261L263 169H264V165H262L263 164V162L261 163L260 162V160H259V156L260 155H258V153L260 152L259 150H261L260 148H262V147H264V135H263V138L260 140V136ZM11 136V135H10ZM11 136V137H12ZM33 136V135H32ZM59 136V135H58ZM84 136V135H83ZM204 136V135H203ZM233 136H235V135H233ZM248 136V135H247ZM10 137V138H11ZM25 137V136H24ZM118 137V136H117ZM206 137V136H205ZM204 137V138H205ZM230 137V136H229ZM249 137L250 138H252L250 135H249ZM256 137H254L252 140L254 141V139H256ZM260 137V138H259ZM35 138V137H34ZM39 138V137H38ZM58 140L60 139V137L58 138V137H56ZM88 138V137H87ZM87 138H83V139H87ZM116 138V137H115ZM114 138V139H115ZM7 139H9L8 138V136H7ZM25 139H27V136H26V138ZM29 139H31V138H29ZM99 139V138H98ZM103 139V138H102ZM129 139H131V138H129ZM200 139V138H199ZM32 140H33V138H32ZM91 140V139H90ZM96 140V139H95ZM205 141H209L208 139L206 140V139H204ZM204 140H202V141H204ZM3 141V140H2ZM1 141V142H2ZM6 141V140H5ZM14 142H16L15 140H13ZM38 141V140H37ZM74 141H76V140H74ZM85 141V140H84ZM200 141V140H199ZM252 141V142H253ZM21 142V141H20ZM25 142V141H24ZM52 142V141H51ZM63 142V141H62ZM104 142V143H105ZM116 142V141H115ZM126 142V141H125ZM251 142V143H252ZM7 143V142H6ZM50 143V142H49ZM59 149H60V151L62 150V148L64 147V145L63 144H65V143H61L60 142V140H59ZM61 143V144H60ZM94 143V142H93ZM111 143V142H110ZM128 143V144H129ZM209 144H211L210 142H208ZM254 143V142H253ZM1 144L2 143H0V149H3V148H1V147H3V146H1ZM33 144H34V142H33ZM41 144V143H40ZM53 144H54V142H53ZM127 144V145H128ZM202 144V143H201ZM259 144V145H258ZM7 145H8V143H7ZM66 145V144H65ZM252 144H250V146H251ZM61 146H63V147H61ZM68 146V145H67ZM107 146V145H106ZM134 146V145H133ZM5 147V146H4ZM15 147V146H14ZM13 147V148H14ZM29 147V146H28ZM27 147V148H28ZM36 147V146H35ZM38 147V146H37ZM40 147V146H39ZM113 148H111V150L113 149L114 150V146H112ZM203 148L205 147V145H203L202 146ZM202 147H198L199 149L198 150H202L203 148ZM260 147V148H259ZM6 148V147H5ZM21 148H22V146H21ZM26 148V149H27ZM41 148V147H40ZM49 148H50V146H49ZM100 148V147H99ZM109 148H110V146H109ZM130 148H131V146H130ZM249 148H251V147H249ZM35 149V148H34ZM70 148L69 147H66V148H63V150H62V154H63V156H62V154H61V156H62V159L64 158V156H70V155H77L74 151H72V150H69ZM74 149V148H73ZM101 149V148H100ZM206 149V148H205ZM259 149V150H258ZM4 151H6V149H3ZM28 150V149H27ZM36 150V149H35ZM75 150V149H74ZM102 150V149H101ZM110 149H109V152L111 153L112 151H111ZM155 150H156V152H155ZM190 150V151H191ZM194 150H196V149H194ZM193 150V151H194ZM200 150V151H201ZM249 151H250V149H248ZM17 151H22V150H18L17 149ZM37 151V150H36ZM36 151H34L33 150V152H36ZM40 151V150H39ZM48 151V150H47ZM46 151V152H47ZM243 151H245L246 153H240L241 155L242 154H245L246 156L248 155L247 153L249 152V151H246V150H243ZM0 152H2V150H0ZM13 152V151H12ZM12 152H11V150H10V152L8 151L7 153H10L9 155L10 156H12L11 154H12ZM77 152V151H76ZM103 152V151H102ZM108 152V153H109ZM159 152H157V153H159ZM168 152V153H169ZM186 152V153H187ZM203 152V151H202ZM252 152H251V154H252ZM7 153H5V154H7ZM25 153V152H24ZM27 153V152H26ZM25 153V154H26ZM29 153V152H28ZM28 153H27V155H28ZM31 154H32V152H30ZM93 153V152H92ZM166 153V152H165ZM185 153V152H184ZM233 153V152H232ZM238 154V151L236 152L235 151V155H237ZM261 153H263V151L261 152ZM261 153H259V154H261ZM15 154H17V152L15 151ZM44 154H45V151H44ZM44 154H42L43 156H44ZM183 154V153H182ZM188 154V153H187ZM250 154V153H249ZM250 154V155H251ZM264 154V153H263ZM262 154V155H263ZM30 155V154H29ZM46 155V154H45ZM95 155V154H94ZM154 155V154H153ZM163 155V154H162ZM162 155H161V157H162ZM233 155H234V153H233ZM234 155V156H235ZM239 156V157H242V156ZM33 156V155H32ZM78 156V155H77ZM76 156V157H77ZM155 156V155H154ZM153 156V157H154ZM245 156V157H246ZM5 157H7V156H5ZM4 157V158H5ZM19 157V156H18ZM17 157V158H18ZM21 157H22V155H21ZM19 158V162L18 163H20L21 164V162H22V158ZM24 157H25V155H24ZM23 157V158H24ZM28 157V156H27ZM29 157H31V156H29ZM164 157H165V154H164ZM167 157H169L168 155H167ZM171 157V156H170ZM183 157V156H182ZM237 157V156H236ZM245 157H243L244 159H243V161L245 160V159H248V158H245ZM248 157V156H247ZM8 158V157H7ZM14 158V157H13ZM17 158H14V159H17ZM32 158V157H31ZM33 158H34V156H33ZM78 158V157H77ZM76 158V159H77ZM90 158H91V156H90ZM92 158H94V157H92ZM154 158H157V156L156 157H154ZM188 158V157H187ZM42 159V158H41ZM65 159L66 158H64V162H65ZM96 159V158H95ZM161 159V158H160ZM166 158H164V161H166L165 160ZM184 159V158H183ZM234 159H236V158H234ZM240 159V158H239ZM250 159V158H249ZM263 159H264V155H263ZM21 160V161H20ZM30 160V159H29ZM33 160V159H32ZM78 160H79V158H78ZM163 160V159H162ZM259 160V161H258ZM3 161V160H2ZM31 161V160H30ZM37 161V160H36ZM66 161H68V160H66ZM163 161V162H164ZM171 161V160H170ZM174 161V160H173ZM172 161V162H173ZM4 162V161H3ZM2 162V163H3ZM23 162H24V160H23ZM41 162V161H40ZM63 162V163H64ZM242 162V161H241ZM12 163V162H11ZM34 163H36V162H34ZM153 163V164H152ZM204 163V162H203ZM20 164H17V167L20 165ZM28 164H30V163H28ZM40 164V163H39ZM164 163H162V166H164V168H168V167H165V165L166 164H164ZM240 165H241V163H240ZM239 165V166H240ZM33 166V165H32ZM48 166V165H47ZM61 166V165H60ZM159 166V167H158ZM257 166V167H258ZM11 167V166H10ZM9 167V168H10ZM22 167V164L20 165V168ZM24 168L26 167V165L24 164V166H23ZM37 167V166H36ZM41 167V166H40ZM101 167H102V165H101ZM197 167V166H196ZM260 167V168H261ZM28 168V167H27ZM95 168V167H94ZM175 168V167H174ZM248 168V170H246ZM259 167H258V169H260ZM12 169V168H11ZM23 169V168H22ZM34 170L36 169V168H33ZM101 169V168H100ZM263 169H260L261 171L263 170ZM7 170V169H6ZM14 170H15V168H14ZM17 170H19L18 168H17ZM54 170V169H53ZM194 170V169H193ZM20 171H21V169H20ZM20 171H18V173L20 172ZM25 171H28V170H25ZM25 171H23V172H25ZM184 171V170H183ZM260 171V172H261ZM264 171V170H263ZM7 172H8V170H7ZM16 172V170L14 171V173ZM23 172H22V174H23ZM28 172H30V171H28ZM102 172H104V175L102 174ZM191 172H193V171H191ZM190 172V173H191ZM202 172V171H201ZM245 172H247V173H245ZM251 172V171H250ZM254 172V171H253ZM257 172H258V170H257ZM21 173V172H20ZM19 173V174H20ZM26 173V172H25ZM177 173V172H176ZM180 173V172H179ZM178 173V174H179ZM189 173V172H188ZM241 173H243V174H241ZM262 173V172H261ZM9 174H10V172H9ZM19 174H17V175H19ZM30 174H32V172L30 173ZM40 174V173H39ZM42 174V173H41ZM180 174H183V172L182 173H180ZM203 174V173H202ZM240 174H241V176L243 177H241L240 176ZM245 174V175H244ZM251 174V173H250ZM7 175V174H6ZM25 175V174H24ZM45 175V174H44ZM237 175V176H238ZM260 175H262V174H260ZM264 175V174H263ZM11 176V174L10 175H8V178ZM13 176V175H12ZM59 176V172L58 171H54L53 172V180L55 179V178H57ZM128 177V179L127 180H129L130 179V183H131V181H134L135 182V184H136V186L134 185V182H132L130 185H133V186H135V187H133V189H129V187L130 186H128V188H127V186H126V190L124 189V187L122 188V190L120 189V187H119V185H117V183H115L116 182V180L118 181V180H120L122 177V179H124V177ZM170 176V175H169ZM173 175H171V177H172ZM176 176V175H175ZM179 176V175H178ZM19 178L21 177L20 175L18 176ZM18 177H17V179H18ZM30 177V176H29ZM156 177H157V175H156ZM249 177V176H248ZM260 177V176H259ZM263 178H264V176H262ZM27 178V174H26V177L24 178V179H22L23 180V182H24V184H26V182H25V179ZM30 178H33L32 177V175H31V177ZM158 178V177H157ZM178 178V177H177ZM251 178V177H250ZM253 178H255L254 177V175H253ZM253 178H251L252 180H253V184H254V180L256 179V178H258V177H256L255 179H253ZM73 179V178H72ZM121 179V180H122ZM125 179V180H126ZM251 179L249 180V178H248V184H250L251 183ZM30 180V179H29ZM34 180V179H33ZM162 181H163V179H161ZM174 180V179H173ZM176 180V179H175ZM259 180V179H258ZM258 180H256V181H258ZM17 180H15V182H16ZM20 181V180H19ZM35 182H36V180H34ZM107 181V182H106ZM124 181V180H123ZM159 181V180H158ZM157 181V182H158ZM245 181H246V179H245ZM260 181V180H259ZM257 182L256 183V185L259 183V185L261 184V183H263V181L261 180V183L260 182ZM20 182H22V181H20ZM22 182V183H23ZM34 182V183H35ZM122 182V181H121ZM129 182V181H128ZM30 183H31V181H30ZM33 183V184H34ZM36 183H38V182H36ZM241 184H243L244 185V182L242 181V182H240ZM245 183H247V181L245 182ZM19 184H21V183H19ZM155 184V183H154ZM152 185V187L153 188H151V190L153 189L154 190V192L156 191V189H159L156 185ZM32 185V184H31ZM60 185V184H59ZM251 185V184H250ZM256 185H254V186H256ZM258 185V186H259ZM4 186H6V184H5V182H4ZM12 186V185H11ZM21 186V185H20ZM19 186V187H20ZM239 186V185H238ZM246 186H248V185H246ZM15 187H17V186H15ZM95 187V186H94ZM100 187V186H99ZM257 187V186H256ZM256 187H254V188H256ZM12 188H14V187H12ZM12 188H10V189H12ZM23 188V187H22ZM33 188H34V186H33ZM102 188V186L100 187V189ZM155 188V189H154ZM240 188H242L241 186H240ZM25 189H27V188H25ZM97 189V188H96ZM104 189V188H103ZM124 189V190H123ZM127 189H129V190H127ZM149 189V188H148ZM243 189L245 190V189H247V191H248V188H245V186L243 187ZM34 190H36V189H33V194H34ZM39 190V189H38ZM63 190V189H62ZM153 190L151 191L152 193H154L153 192ZM250 191H251V188L249 189ZM10 191H12V190H9L8 189V191H4L5 193H6V196H9L10 194H9V192ZM22 191V190H21ZM94 191V190H93ZM100 191H102V190H100ZM161 191V190H160ZM246 191V192H247ZM252 191H253V189H252ZM7 192H8V194L9 195H7ZM14 192V191H13ZM35 192H37V191H35ZM41 192V191H40ZM150 192V193H151ZM17 193V189H16V192H15V194ZM242 193H244V192H242ZM260 193H261V191H260ZM14 194V193H13ZM100 194H102V193H100ZM99 194V195H100ZM257 194V193H256ZM18 197L19 198H21V196H20V194L18 193ZM35 195H36V193H35ZM105 195V194H104ZM164 195V194H163ZM259 195V194H258ZM6 196H4V197H6ZM31 196H32V192L31 191H28L27 193H26V199H31ZM93 196V195H92ZM101 196H103V195H101ZM165 196V195H164ZM99 197V196H98ZM98 197H97V199H98ZM257 197V196H256ZM35 198H36V196H35ZM100 199L99 200H101V198L103 199V202H104V196L103 197H99ZM46 199H48V198H46ZM166 199V198H165ZM246 199H248V198H246ZM98 200V201H99ZM13 201V200H12ZM16 201V200H15ZM21 201V200H20ZM11 202V201H10ZM22 202V201H21ZM29 202H30V200H29ZM33 202V201H32ZM102 201H100V203H101ZM14 203V202H13ZM100 203H98V204H100ZM262 203V204H261ZM263 203H264V195H263V197L261 198V201L260 200H258V201H256V202H254L253 203V205H252V207H255L254 209H258L259 210V206H262L263 205ZM11 204H12V202H11ZM101 204H103V203H101ZM101 204H100V206H101ZM249 204V203H248ZM4 205V204H3ZM2 206V205H1ZM0 206V207H1ZM5 206V205H4ZM51 206V205H50ZM54 206V205H53ZM52 207V206H51ZM97 207H99V205H96V208ZM169 207V206H168ZM91 208V207H90ZM93 208V207H92ZM95 208V207H94ZM99 208H101V207H99ZM262 208H264L263 206H262ZM262 208H260V209H262ZM1 209H2V207H1ZM165 209V208H164ZM250 209H253V208H251V205H250ZM87 210V209H86ZM99 210V209H98ZM257 210V211H258ZM262 210H264V209H262ZM261 210V211H262ZM58 211V210H57ZM56 211V212H57ZM62 211V210H61ZM64 211V210H63ZM96 211H97V209H96ZM95 211V212H96ZM260 211V212H261ZM2 212H3V209H2ZM92 212V211H91ZM99 212V211H98ZM167 212H170V210H168ZM55 213V210L53 211V214ZM58 213V212H57ZM60 213V212H59ZM58 213V214H59ZM94 213V212H93ZM52 214V215H53ZM57 214V215H58ZM89 214H91V213H89ZM55 215V214H54ZM81 215V214H80ZM96 215H97V213H96ZM168 215H170V214H168ZM81 216H83V215H81ZM93 216V215H92ZM57 217V216H56ZM58 217H60V216H58ZM84 217V216H83ZM93 217H95V215L93 216ZM85 218V217H84ZM79 219V218H78ZM86 219V218H85ZM88 220H91L90 218H88ZM179 220H181V219H179ZM151 221V220H150ZM165 221V220H164ZM164 221H162L163 223H165L166 225H162V227H161V229H162V231H163V233L165 232V234H164V238H165V240H172L171 242H168L167 241V245L171 248V245H172V242H174L173 241V237H174V232L176 231H173L172 230V228L174 227V226H176L177 224L176 223H174L173 221H171V220H166L165 222ZM177 221V220H176ZM149 222V221H148ZM86 223V222H85ZM182 223V222H181ZM180 223V224H181ZM192 223V222H191ZM76 224H78V223H76ZM210 224V223H209ZM92 225V224H91ZM185 225V224H184ZM193 225V224H192ZM211 225V224H210ZM209 225V226H210ZM79 227L81 226V225H78ZM155 226V224L153 225H149V227L148 228H150L149 230H151V227H154ZM194 226V225H193ZM196 226H197V224H196ZM74 227V226H73ZM159 228H158V230L156 229L155 230V234H157L156 232L157 231H160L161 229H160V226H158ZM81 228V227H80ZM80 228H78V229H80ZM89 228H90V226H89ZM147 228V229H148ZM177 228V227H176ZM191 228V227H190ZM193 228V227H192ZM160 229V230H159ZM178 229V228H177ZM185 229H187V228H185ZM180 231H181V233H183V231H182V228L181 229H179ZM178 230V231H179ZM188 230V229H187ZM196 230H198V229H196ZM144 231H145V233H144ZM186 231V230H185ZM190 232H192V231H190ZM190 232L188 231V234H190ZM194 233L195 232H197V231H193ZM153 233V235L155 236V234ZM163 233L161 234V235H163ZM181 233H178L179 234V236H177V238H178V240L177 241H180V242H182L181 240L184 238V237H182V234ZM187 233V232H186ZM177 234V235H178ZM196 234V233H195ZM195 234H193L192 236L194 237V235ZM150 235V234H149ZM80 236V235H79ZM78 236V237H79ZM158 236V234L156 235V237H155V239H157V242H163V240H161V241H158V240H160L159 239V236ZM176 236V235H175ZM189 236H191V235H189ZM152 237V236H151ZM182 237V239H180ZM153 238V237H152ZM163 237H162V239H164ZM166 238H169V239H166ZM154 239V238H153ZM188 240H189V238H187ZM196 239V238H195ZM184 240V239H183ZM194 240V239H193ZM192 240V243H194V241ZM152 241H154V240H152ZM203 241V240H202ZM166 242V241H165ZM212 242V241H211ZM146 243V244H145ZM161 243H158V244H155L156 246L154 247V245H153V247L154 248H156V249H160L159 247H161V246H159ZM184 243L186 244V242L184 241ZM200 243V242H199ZM187 244H189V243H187ZM186 244V245H187ZM166 245V246H167ZM184 245V244H183ZM194 245H195V243H194ZM159 246V247H158ZM175 246H176V244H175ZM206 246V245H205ZM164 247V245L162 246V248ZM201 247H202V245H201ZM170 248H167V249H165V251H164V254H163V251H160V253H158V252H155V255H160L161 257H163L164 258V261H163V263L164 264H184V262H183V259H185V258H183L182 259V254H183V251H179V250H172V249H170ZM175 248V247H174ZM197 248H199V247H197ZM176 249V248H175ZM185 249V248H184ZM193 249V248H192ZM200 249V248H199ZM203 249V248H202ZM131 250H135V253L133 254V253H131ZM149 250V249H148ZM147 250V251H148ZM154 249H152V251H153ZM162 250V249H161ZM182 250V249H181ZM186 250V249H185ZM195 250V249H194ZM196 250H198V249H196ZM213 250V249H212ZM187 251H188V249H187ZM149 252H150V250H149ZM184 252H186V251H184ZM202 253H203V251H201ZM207 252L209 253V251L207 250ZM156 253H158V254H156ZM187 253V252H186ZM196 253H198V252H196ZM200 253V252H199ZM202 253H200V254H202ZM214 253V252H213ZM218 254V253H217ZM260 254V253H259ZM205 255V254H204ZM208 255V254H207ZM213 255H215V254H213ZM245 255V254H244ZM258 256V255H257ZM159 257V256H158ZM157 257V258H158ZM198 257H199V255H198ZM211 257H212V254H211ZM218 257V256H217ZM216 257V258H217ZM196 258H197V256H196ZM196 258H194V259H196ZM159 259V258H158ZM193 259V260H194ZM192 260V261H193ZM229 260V259H228ZM256 260V259H255ZM150 261H152V262H150ZM198 261V260H197ZM196 261V262H197ZM210 261V260H209ZM208 261V262H209ZM226 261V260H225ZM158 263H159V260L157 261ZM199 262V261H198ZM200 263V262H199ZM213 263V262H212ZM227 264V263H226Z\"/></svg>", "mask_w": 264, "mask_h": 264}]
</instances>
